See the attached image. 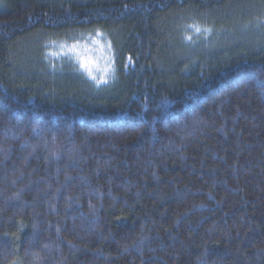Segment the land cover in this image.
<instances>
[{
  "label": "trees",
  "instance_id": "1",
  "mask_svg": "<svg viewBox=\"0 0 264 264\" xmlns=\"http://www.w3.org/2000/svg\"><path fill=\"white\" fill-rule=\"evenodd\" d=\"M256 27L264 0H7L0 264H264ZM93 31L110 82L51 57Z\"/></svg>",
  "mask_w": 264,
  "mask_h": 264
},
{
  "label": "rangeland",
  "instance_id": "2",
  "mask_svg": "<svg viewBox=\"0 0 264 264\" xmlns=\"http://www.w3.org/2000/svg\"><path fill=\"white\" fill-rule=\"evenodd\" d=\"M7 6V0H0V9ZM258 27H256L257 29ZM249 29V28H248ZM250 30H254L251 29ZM257 30H264L259 28ZM106 35L93 31L83 34L72 42L62 43L60 46H52L55 51L51 57H65L97 82H110L113 78V59L111 47L105 40ZM87 59L88 69L82 67V61Z\"/></svg>",
  "mask_w": 264,
  "mask_h": 264
},
{
  "label": "snow or ice",
  "instance_id": "3",
  "mask_svg": "<svg viewBox=\"0 0 264 264\" xmlns=\"http://www.w3.org/2000/svg\"><path fill=\"white\" fill-rule=\"evenodd\" d=\"M196 30L200 31L199 28H197ZM205 31H208V29H205ZM82 67H84L86 70L88 69V61H87V59L82 61ZM167 103H168L167 100L162 101V104H167Z\"/></svg>",
  "mask_w": 264,
  "mask_h": 264
}]
</instances>
